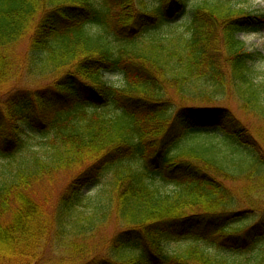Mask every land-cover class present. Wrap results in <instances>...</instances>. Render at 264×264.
<instances>
[{"label":"trees","instance_id":"obj_1","mask_svg":"<svg viewBox=\"0 0 264 264\" xmlns=\"http://www.w3.org/2000/svg\"><path fill=\"white\" fill-rule=\"evenodd\" d=\"M263 28L233 0H0V264H264V132L228 101L264 122Z\"/></svg>","mask_w":264,"mask_h":264},{"label":"rangeland","instance_id":"obj_2","mask_svg":"<svg viewBox=\"0 0 264 264\" xmlns=\"http://www.w3.org/2000/svg\"><path fill=\"white\" fill-rule=\"evenodd\" d=\"M194 2H197L199 0H193ZM233 3L239 7H247L250 8L252 10H257V11H263L264 12V0H233ZM186 19V17H181L178 18L176 23L174 25H179L182 24L184 22V20ZM169 28L164 29L163 31H167ZM240 38L243 39L246 43H247V47L249 50H251L252 52H254L255 55V61H254V76H253V80L254 81H260L261 79H263L264 77V28L262 31L260 32H247V33H241ZM123 77L119 74V73H110L108 75H106V79L107 81H109L110 83L114 84V85H121L123 84ZM229 96H231V98L228 100L229 104L231 105V107L233 108V110L236 112V115L241 118L244 122H246V124L248 126H250L254 132L256 134H261L264 132V122L260 121L259 119H257L253 113L249 112L244 106H243V102L242 101H238L237 99H234L235 97L233 96V93L230 94ZM264 99V98H263ZM222 102V101H220ZM1 164V162H0ZM73 173L71 172H64V173H60L58 175V177L51 181L48 182L46 184L43 185H37L34 189V196L40 200L42 203H45L47 205V207L49 209H51V203L50 202H54L55 198L57 197V195L62 191V189L64 188V186L68 183V181L73 177ZM109 176L108 175H104L101 179H100V185H102L103 183H105L107 181V178ZM227 184L229 186H232L235 191H240V189L245 188L246 186L249 185V182H232V181H228ZM92 187V185L88 188H86V191H89V189ZM163 189H166L167 191H172L173 187L172 186H168V187H164ZM97 191V187L94 188L91 193L94 194ZM47 198L49 201H47ZM54 198V199H53ZM49 206H48V204ZM260 207H264V205L260 206ZM179 208V206H178ZM115 228V224L113 222V220H111L110 223H107L104 225V227L100 230V233L103 236H109L110 234L113 233V230ZM196 236V235H194ZM194 236H170L167 238V240L165 241V249L168 252L171 253H175L177 251H181L183 249H186L192 245H200L201 247H208L206 246L207 244L204 243L201 239H198ZM98 242H95L94 244H100L99 240H97ZM261 250H264V248H262ZM212 253H216L218 252V250H211ZM104 255H106V253H104ZM134 255V252H130V251H125L123 252L122 255H120L122 258L125 259L126 256L129 257ZM227 257L231 258V259H236L237 261H240L242 263H245L248 261L249 256H251V254H247V255H234V254H227ZM127 257V258H128ZM115 260H119L118 257H114ZM252 259V258H251ZM122 260V259H120ZM2 264H9L8 261L2 262Z\"/></svg>","mask_w":264,"mask_h":264}]
</instances>
